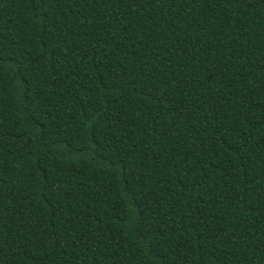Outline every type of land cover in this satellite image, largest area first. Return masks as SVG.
Wrapping results in <instances>:
<instances>
[{
	"label": "trees",
	"instance_id": "trees-1",
	"mask_svg": "<svg viewBox=\"0 0 264 264\" xmlns=\"http://www.w3.org/2000/svg\"><path fill=\"white\" fill-rule=\"evenodd\" d=\"M0 264H264V0H0Z\"/></svg>",
	"mask_w": 264,
	"mask_h": 264
}]
</instances>
